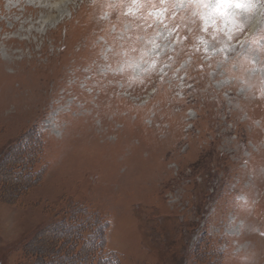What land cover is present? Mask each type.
I'll return each mask as SVG.
<instances>
[{
    "label": "rangeland",
    "instance_id": "rangeland-1",
    "mask_svg": "<svg viewBox=\"0 0 264 264\" xmlns=\"http://www.w3.org/2000/svg\"><path fill=\"white\" fill-rule=\"evenodd\" d=\"M182 2L0 0V264H264V8Z\"/></svg>",
    "mask_w": 264,
    "mask_h": 264
},
{
    "label": "clouds",
    "instance_id": "clouds-1",
    "mask_svg": "<svg viewBox=\"0 0 264 264\" xmlns=\"http://www.w3.org/2000/svg\"><path fill=\"white\" fill-rule=\"evenodd\" d=\"M259 2L261 7L264 8V0H259ZM170 7H180L186 14V17L194 23L196 20H199L213 27V31L216 33V35H213V39H218V34L224 32V29L219 25L232 14L230 10L243 8L245 11H248L254 7V5L242 3L241 0H183L180 5L173 4L170 5ZM201 30L206 31L207 29L201 27ZM224 36L231 39V34L228 32H224ZM218 42L221 44L225 43L223 37H220ZM154 47L157 46L154 45ZM143 55L149 57V59L145 61L148 68H154L156 60L151 58L150 51L143 53Z\"/></svg>",
    "mask_w": 264,
    "mask_h": 264
},
{
    "label": "trees",
    "instance_id": "trees-1",
    "mask_svg": "<svg viewBox=\"0 0 264 264\" xmlns=\"http://www.w3.org/2000/svg\"><path fill=\"white\" fill-rule=\"evenodd\" d=\"M26 159H27V161L25 162V163H18V166L19 167H21V166H23V169H25V172H24V176L22 177V178H24L25 180H26V182L28 183V184H26V185H24V186H29L32 182H34V181H36L38 178H39V173L42 171V169L40 168L39 170H36V171H34V169H33V166H32V162L30 163L29 162V159L26 157ZM31 159V158H30ZM32 159H33V156H32ZM35 159V158H34ZM34 159L32 160V161H34ZM29 163L31 164L30 165V167H29ZM26 166V167H25ZM28 167V168H27ZM9 171V170H8ZM6 175V174H5ZM1 178H3L2 176H0ZM0 178V179H1ZM21 178V177H20ZM22 178L20 179V180H22ZM5 182H7V184L6 185H8V183H9V181L8 180H5ZM5 182H3V180L1 181V183L2 184H4ZM5 185V184H4ZM12 185V190H10V188H9V192H10V194H13V193H15V195L17 194V192L18 191H16V189H15V186L17 185V183H14V184H11ZM14 186V187H13ZM23 186V187H24ZM2 187H4V186H2ZM19 189L18 190H20V192L23 190L22 189V187L20 188V187H18ZM16 191V192H15ZM19 192V193H20ZM22 193V192H21ZM4 194H5V192H4ZM8 196H11V195H8ZM81 213V212H80ZM58 213H55V217L54 218H57L56 216H58L57 215ZM69 221H74V219L75 218H73V216H72V214L70 213L69 214ZM49 223L50 224H48V225H46L45 226V224L44 225H42L41 226V229H36L35 231H37V232H34V235H40V246H37V247H35L33 250L30 248V246H29V248H28V246L26 247V251L24 250V252L26 253V254H28V255H30L29 257H30V261L29 262H27V264H45L46 262H45V260H46V256L47 255H45V253L46 252H44L43 253V251H42V249L43 250H47V249H44L46 246H48V245H50V243L51 244H55V243H57V241H59L60 239H61V242L60 243H62V242H64L65 243V240H69L70 238H72V237H74V235L75 234H73V231L72 232H70L68 229L66 230V231H68L67 233H65V234H61V233H58L57 231H52V236L50 235V234H48L49 233V229L51 228V226H56V225H59V224H61L62 222L60 221V220H56L55 222H50L49 221ZM76 231V230H75ZM77 232V231H76ZM38 233H41V234H38ZM43 233H45V234H43ZM79 234V235H78ZM78 234H76V238H77V241L78 242H80L81 241V238L80 237H82L81 236V234L80 233H78ZM43 235H45V236H43ZM50 236L51 237H53V238H50ZM89 236V235H88ZM100 236V235H99ZM90 237V236H89ZM98 237V236H97ZM83 239H84V235H83ZM85 239H87V237L85 238ZM27 241V240H26ZM25 241V242H26ZM30 240H29V237H28V241H27V243L29 242ZM43 243V244H42ZM67 243V242H66ZM94 243V246L92 245V247H91V249H93V251H94V253H93V251H91L93 254H97L98 253V249H100V248H98L99 247V243L96 241V242H93ZM43 245H45L44 247H42ZM68 247L67 248H65V249H63V246H61L60 248H55L54 249V253H53V255H60V256H65L66 255V252L65 251H67V254H68V251H70V252H73V246L71 245V244H68L67 245ZM101 247V246H100ZM98 248V249H97ZM67 249V250H66ZM49 253H50V248H49V250H47ZM64 251V252H63ZM63 254V255H62ZM70 254V253H69ZM95 254V255H96ZM108 255H105V259L107 258V259H109V256L107 257ZM111 256H112V258H113V260H114V254L112 253L111 254Z\"/></svg>",
    "mask_w": 264,
    "mask_h": 264
}]
</instances>
